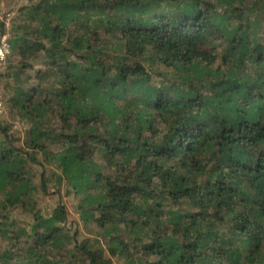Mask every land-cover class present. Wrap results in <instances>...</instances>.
Listing matches in <instances>:
<instances>
[{
  "label": "trees",
  "instance_id": "16d2710c",
  "mask_svg": "<svg viewBox=\"0 0 264 264\" xmlns=\"http://www.w3.org/2000/svg\"><path fill=\"white\" fill-rule=\"evenodd\" d=\"M18 19L2 264H264V0H31ZM63 190L79 222L40 210Z\"/></svg>",
  "mask_w": 264,
  "mask_h": 264
},
{
  "label": "rangeland",
  "instance_id": "374dc122",
  "mask_svg": "<svg viewBox=\"0 0 264 264\" xmlns=\"http://www.w3.org/2000/svg\"><path fill=\"white\" fill-rule=\"evenodd\" d=\"M30 2L31 0H0V11L1 12L13 11L15 13L14 20H13V23H14L15 21L17 22L19 20L18 18H20V8L25 5H28ZM18 60H19V57L17 53L13 52L10 57L9 63L10 62L16 63ZM29 74L32 75V77L36 75L35 73L31 71H29ZM0 87H1L0 97H2L5 101L6 100L5 89H4V83L2 82V80H0ZM9 116H10V110L8 109V112L4 116V118H9ZM12 123L14 124L15 132L24 138L26 135L27 125L21 123L19 120H12ZM62 193L63 194L60 197L54 196V195L53 196L48 195L42 198L39 204L40 210L47 212V213L49 211L51 212L54 208L57 207L59 201H61L68 207L70 211L69 221L79 222V216L75 212V205L77 204L78 198H76L74 195H71V196L66 195L64 193V190ZM13 217H15L16 221H18L19 224H23L25 222L27 223L32 220V217H30L28 214L23 213L20 209L13 211ZM80 226L82 227V222L80 223ZM115 264H120V263L116 262Z\"/></svg>",
  "mask_w": 264,
  "mask_h": 264
},
{
  "label": "built area",
  "instance_id": "2783aa9c",
  "mask_svg": "<svg viewBox=\"0 0 264 264\" xmlns=\"http://www.w3.org/2000/svg\"><path fill=\"white\" fill-rule=\"evenodd\" d=\"M15 13L13 11H0V76L8 66L10 56L12 54V29ZM1 90V87H0ZM8 112L7 105L2 97H0V118H3ZM0 264H2L0 262Z\"/></svg>",
  "mask_w": 264,
  "mask_h": 264
}]
</instances>
